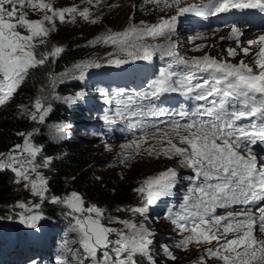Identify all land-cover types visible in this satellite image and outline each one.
Masks as SVG:
<instances>
[{
    "label": "snow or ice",
    "instance_id": "6c2138e0",
    "mask_svg": "<svg viewBox=\"0 0 264 264\" xmlns=\"http://www.w3.org/2000/svg\"><path fill=\"white\" fill-rule=\"evenodd\" d=\"M180 2L181 0H172L174 5H179ZM233 9L264 12V0H207V3L202 5L179 7L178 14L195 12L198 15H216L228 13ZM29 10L43 12V18L30 19ZM71 14H78L85 19L90 15L87 9L79 12L75 7L57 9L50 0H0V106L13 97L30 69L44 66L50 58H57L63 53L64 49L60 46L40 52L37 48L46 44L45 38L54 30L56 20L64 22L66 16ZM175 20L173 17L160 25L146 27L143 32L133 26L124 33L110 34L101 39L105 43L119 45L120 51L126 52L128 57L150 60L153 51L147 46L137 45L134 41L144 35L170 36L174 31ZM232 31L234 35L240 34L235 27ZM260 40L264 41V36ZM248 43L251 45L257 42ZM174 47L172 43L166 46L167 49ZM242 51L248 54L249 49L244 48ZM165 54L173 57L177 65L188 71L181 76L171 66L159 69L158 76L137 99L152 105L163 94L181 92L184 95L194 94L196 101H207L211 105H200L191 114L179 112L180 117L191 115L201 119L183 125L173 121L172 126L179 143L187 147H179L168 139L167 144L170 147L164 149L165 155L171 153L183 157L182 163L194 170V175L188 179L196 181L183 199L182 211L169 213L168 216L178 230L189 233L178 242L177 247H187L193 241L208 244L216 241L218 247L208 248L207 254L220 258L224 264H264V241H259L254 236L257 226L259 231L264 232V206L257 209L259 216L250 211L216 214L218 208L228 209L236 205L247 206L264 201V165L258 166L256 156L246 157L242 154L244 151L250 152L248 146L255 144L257 140L264 143V71L256 74L253 68L243 61L235 65L207 55L189 60L171 50H167ZM228 54L235 56L237 53L235 49L230 48ZM257 55L260 58L258 66L264 69V46ZM109 63L119 66L128 63V60L115 59ZM91 67L100 65L95 62H83L74 66L81 77L85 70ZM198 72L209 73L210 79L194 83L195 74ZM82 98V93L74 97H55L72 104ZM233 100H238L239 104L233 106ZM34 107L40 112L45 109V103L41 98H37ZM127 107V113L116 112L113 118L105 116V121L115 124L117 118L134 120L138 115L145 114V109L137 113L131 101ZM50 110L51 105H47L46 111L39 116L31 114V119L43 122ZM147 115L159 117L164 113L162 110H154ZM254 119L260 120L262 126L252 124L251 128H245L239 123L242 120H249L251 123ZM181 128L187 134L181 135ZM58 131L64 133L65 129L60 128ZM17 135L25 137L24 142L14 145L8 152H0V170H11L15 174V183L24 182V187L30 189L33 195L40 197L43 202L48 199V180L39 169L49 167L52 158L44 157L42 162L37 163L41 148L30 141L33 133L19 132ZM177 176L174 170L169 169L146 179L141 187L135 189L137 193L145 196L146 206L134 208L132 211L143 214L147 211V206L169 196L176 186ZM51 202L66 205L70 214H74L73 231L78 233L76 243L80 247L66 246V250L75 259L76 264H85L86 259L94 264H141L140 258H143L146 264H156L151 249L154 234L143 225L138 226L136 223L121 220L118 222L125 225L127 230L108 227L102 222L106 218L104 211L95 205L86 208L82 196L75 191L64 197L52 196ZM17 206L32 213L33 209H39L41 205L28 206L20 202ZM41 218L40 213L19 215L20 222L30 228H35ZM107 219L109 222L113 221L112 217ZM229 233H235V236L228 239ZM113 234L117 237L114 240L110 238ZM221 237H224L223 241ZM162 250L175 259L167 245H162ZM233 253L234 255H231ZM59 264H66V261L61 260Z\"/></svg>",
    "mask_w": 264,
    "mask_h": 264
},
{
    "label": "rangeland",
    "instance_id": "374dc122",
    "mask_svg": "<svg viewBox=\"0 0 264 264\" xmlns=\"http://www.w3.org/2000/svg\"><path fill=\"white\" fill-rule=\"evenodd\" d=\"M46 2H49V0H46ZM50 2L57 9L75 7L78 12L87 9L90 15L88 19H85L78 14H71L66 16L64 22H60L57 19L54 30L50 31L48 37L45 38L46 44L39 46L37 51L41 47L47 49L48 44L51 45V48L60 46L65 49L66 45L71 42L72 48L77 47L80 49L83 47L85 52L81 58L66 66L59 74L51 73L47 81L36 88L34 92L24 86L25 77L13 97L5 105L0 106V152H8L13 147L7 150L4 149L1 129L5 123H8L7 126L11 127L17 125L21 128L20 132L24 133H32V129L44 127L49 141L57 144L63 143L66 149L89 159V166H91V172L96 181L106 185L105 182L110 180L115 190L116 188L124 187L123 191L126 194L124 199L113 206L106 202H99L95 198L85 199L82 196L86 208L95 205L104 211L106 218L102 222L106 226L117 230H127L125 225L118 222L123 220L136 223L138 226L143 225L150 230L154 234L152 237L154 243L151 249L156 264H224V261L220 258L207 254L208 248L218 247L214 241L210 244L193 241L187 247H177L178 242L189 235V233L178 230L168 216L169 213L179 212L177 208L182 204L189 188L196 182L188 179L194 175V170L182 163L183 157L172 155L171 153L169 155L164 154V149L170 147L167 144L168 139H171L173 143H177L179 147H187V145L179 143L172 124H159L160 116L152 117L147 115L148 112L154 110H162L163 112V107L156 109L149 105L147 101L137 99L139 94L145 89L138 93L120 90L113 91L114 94L112 92L117 108L113 112L108 113L105 111L108 105L106 96L110 94L111 90L96 89L95 83L92 82H95V79L102 78L105 74L111 77H118L119 74H122L127 77L136 69L157 68L156 71L159 72V69L162 68L160 66L161 63H163L165 68H168L175 60L165 54L167 50L174 51L189 60L203 58L207 55L218 61L235 65H239L243 61L253 68L254 73L258 74L264 69L258 66V61L254 56V47L252 45L249 46L248 41H244L241 45L230 42V26L227 23H220L208 30L196 31L194 24L201 18V15L195 12L178 14L179 7L202 4L207 2V0H181L179 5H174L172 0H167L166 3L165 0H157V2H153V0H50ZM159 2L164 5L162 12L159 11L161 8L159 7ZM43 15V12L29 10L30 19H42ZM173 17L176 20L174 31L170 33V36L144 35L134 41L137 45L147 46L150 51H153L150 60L138 59L135 56L128 57L126 52L120 51L119 45L105 43L101 39L110 34L124 33L133 26L143 32L146 27L160 25L163 21L171 20ZM92 21L96 22L93 23ZM46 26L53 27L52 25ZM256 35V33L250 31V37L255 38ZM169 43L174 44L175 47L167 49L166 46ZM230 48L236 50L237 54L235 56L228 54ZM244 48L249 49L248 54L242 51ZM115 59H126L128 63L119 66L109 63L110 60ZM83 62H95L100 67L86 69L83 77H81L80 72L74 66ZM73 81H78L80 88L63 93L62 89L68 88ZM78 93H82L83 98L77 100L74 104L66 103L62 99H55L56 96L62 98L74 97ZM172 93L176 95L177 92L163 94L160 99L168 98ZM37 98H41L44 103L46 99L49 102L45 104V109L40 112H37L34 107V102ZM159 100H155L153 104H161ZM50 101H58L63 105H67L70 109H74V111L82 108L84 110L82 117L85 115L86 118H80L78 121L72 122H48L46 121V115L43 122H40L39 119L32 120L31 114L35 113L37 116L42 114L43 111L47 110V105H50ZM129 101L135 105L137 113H140L141 109H145V114L138 115L134 120L117 118L115 124H109L105 121V116L113 118L116 112L127 113ZM102 112H105L104 115ZM24 117L27 118L26 121L23 119ZM186 123L189 122L181 121L179 124L183 125ZM60 128H64L65 132L60 133L58 131ZM179 131L181 135L187 134L183 128ZM159 142H164L166 148L158 146ZM73 143H77L79 147L75 149L76 146L72 147ZM137 144H139V147H137ZM37 147L41 148L40 146ZM39 155L40 153L37 156V163L43 160V158H39ZM44 169L41 168L39 171L47 178ZM168 169H172L178 174L177 183L172 193L167 197L161 198L157 203L147 206V211L143 214L132 211L134 208L146 206L145 196L137 193L135 189L141 187L149 177L158 176ZM72 179L73 177L69 179L70 183H72ZM72 191L80 194L79 191L71 189L68 194ZM15 196L19 199L18 203L23 202L28 206L42 204L40 197L33 195L30 189L24 187V182L16 183ZM49 200L51 202V198ZM23 210L26 215L40 213L42 217L37 221L35 228L23 225L29 228L33 234V237L29 235L30 237H27L24 242L31 244H39L41 242L45 244L44 238H41L38 242L36 235L41 234L49 239L43 234V231L48 232L55 223L42 215L41 206L39 209H33L32 213H28L26 209ZM68 210L70 213L69 208ZM216 214L224 215L223 209L218 208ZM70 215L73 217L74 214ZM107 217H112L113 221L109 222ZM71 221L66 226L77 241L78 233L73 231L74 219H71ZM48 224L52 226L47 227ZM15 227V225L10 223L0 225V237L6 241L4 245L6 250L12 247L14 241H17L19 245H23L18 242L21 239L15 235ZM234 234L229 237L233 238ZM254 236L257 240L264 241V235L261 233L254 231ZM110 238L114 240L117 237L113 234ZM77 245L79 246L78 243ZM162 245H167L175 259L169 257L162 250ZM46 248H48V245ZM48 250L52 251V248L49 247ZM15 251L13 249L8 252L7 256L9 257L5 259L4 264H36V261L31 259H22L16 262L10 258ZM222 254L226 253L222 252ZM231 255H234V253ZM46 256L40 253L39 259ZM99 256L100 254L98 253V258ZM61 260L63 259L56 258V264ZM37 262L39 263V261ZM85 264H94V262L86 259Z\"/></svg>",
    "mask_w": 264,
    "mask_h": 264
},
{
    "label": "trees",
    "instance_id": "16d2710c",
    "mask_svg": "<svg viewBox=\"0 0 264 264\" xmlns=\"http://www.w3.org/2000/svg\"><path fill=\"white\" fill-rule=\"evenodd\" d=\"M73 46V45H72ZM51 45L48 44L47 49L41 47L40 51L50 50ZM84 48H72L71 42L66 45L63 53L57 58H50L49 61L44 65L37 68L29 70L28 75L24 81V86L34 92L36 88L41 86L47 81L51 73H60L66 66L73 63L78 58L84 55ZM106 78L95 79V88L104 90ZM63 87L62 85H60ZM82 87V86H81ZM80 88L78 81H73L70 83L68 88L62 89L63 93L74 91ZM98 91V90H97ZM46 99L45 104H48ZM51 110L46 116V121H78L80 118H86L84 115L82 117V108L77 111L70 109L67 105H63L58 101H50ZM26 121V117L23 118ZM5 123L1 129L2 137L4 139V149L7 150L10 147L21 144L24 137L17 135L21 128L17 125L13 127L7 126ZM33 135L29 138L37 146L41 147V152L39 158L51 157L52 162L49 167L45 168V174L48 180V199H45L41 204V213L47 219L52 220L55 224L52 226L48 238H45L41 234L36 235V239L41 240L44 238L48 241L49 246L52 248L50 253L40 258V252L36 250L26 253L27 259L36 261V264H52L56 258L63 259L67 264H76L75 259L66 250V246L69 248H79L76 240L71 235V232L67 229V224L72 222L74 218L70 215L68 208L63 204H54L50 202L52 196L64 197L71 190H77L80 192L81 196L85 199H97L99 202H106L110 206L115 203L120 202L124 199L126 195L123 191L124 187L116 188L112 187L110 180H107L106 185H102L101 182L95 180L92 172L91 166H89L90 161L87 157L77 154L71 150L65 148L63 143H54L48 140L47 133L44 127L40 129H32ZM72 147L78 148L77 143H73ZM67 151V152H66ZM73 177L72 183H70V178ZM15 174L11 170H0V225L5 223H10L15 225L20 229H24L26 233H31L29 228L23 226L19 220V215L26 212L19 208L18 198L16 194V183ZM71 184V185H69ZM82 187V188H81ZM114 188V189H113ZM87 204V202H85ZM11 217V219H9ZM24 227V228H23ZM32 234V233H31ZM0 242L2 240L0 239ZM22 243L21 241H18ZM20 249H23L22 245ZM43 243L39 242L37 246H42ZM2 247L0 244V258H1ZM18 256H22V251L18 253ZM54 260V261H53ZM141 264H145L143 258H140ZM39 261V263L37 262ZM172 263V262H171ZM56 264V262H55ZM59 264V263H58Z\"/></svg>",
    "mask_w": 264,
    "mask_h": 264
},
{
    "label": "bare ground",
    "instance_id": "6f19581e",
    "mask_svg": "<svg viewBox=\"0 0 264 264\" xmlns=\"http://www.w3.org/2000/svg\"><path fill=\"white\" fill-rule=\"evenodd\" d=\"M143 5V4H142ZM145 7V6H144ZM155 7V6H154ZM159 7H161L160 8V10L159 11H161L162 12V7H164V5H163V3H161V2H159ZM148 9V8H147ZM157 9V8H156ZM87 94V93H86ZM85 94V95H86ZM87 97V96H86ZM85 98V97H84ZM88 101V100H87ZM91 101V100H90ZM81 103V102H80ZM90 104V103H89ZM81 107V106H80ZM90 107H92V106H90ZM86 108V107H85ZM87 108H89L88 106H87ZM84 109V108H83ZM84 110H82V112H83ZM85 116V115H84ZM88 116V115H87ZM86 117V116H85ZM88 118V117H87ZM165 145V143L164 142H159V144H158V146H160V147H165L164 146ZM178 145V144H177ZM179 146V145H178ZM166 148V147H165ZM169 170V169H168ZM11 228V227H10ZM15 245H16V247H18V248H20L21 246H18L17 245V241H15ZM48 245V248L50 247L49 246V243H48V241H45V244L44 245H42V246H38L37 247V251H39L40 253H42L43 255H48L49 253H50V250H48V248H46V246ZM24 249V250H23ZM23 251H22V256H19L20 257V259L22 260V259H27L28 257L27 256H24L23 254H24V252H25V248L23 247Z\"/></svg>",
    "mask_w": 264,
    "mask_h": 264
}]
</instances>
